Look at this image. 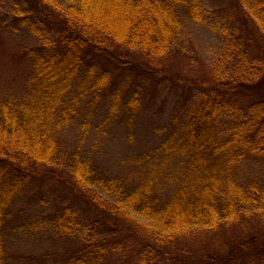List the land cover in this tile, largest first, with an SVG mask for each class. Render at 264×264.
<instances>
[{"label": "trees", "instance_id": "trees-1", "mask_svg": "<svg viewBox=\"0 0 264 264\" xmlns=\"http://www.w3.org/2000/svg\"><path fill=\"white\" fill-rule=\"evenodd\" d=\"M35 1V8L14 9L20 25L40 42L25 48L32 64L28 90L20 99L0 102V264H9L2 232L8 210L40 177H50L70 196L51 221L57 231L78 239L68 264H104L132 248L121 236V222L136 230H129L141 246L136 264H158L166 256L140 235L164 245L184 232L214 230L247 214L264 219V181L245 182L241 175L246 161L264 156V55L251 52L253 25L264 34V0H236L247 19L239 16L224 31L212 77L174 111L139 182L107 175L80 148L65 149L62 131L80 115L87 92L104 91L112 82L96 59L117 49L150 58L168 55L185 16L205 20L204 0ZM248 18L255 24L248 26ZM112 98L115 116L123 97L119 92ZM126 102L136 110L140 95ZM252 248L264 264V243L258 245L255 237L239 241L229 254L235 258L233 253ZM224 261L209 253L193 264Z\"/></svg>", "mask_w": 264, "mask_h": 264}, {"label": "rangeland", "instance_id": "rangeland-1", "mask_svg": "<svg viewBox=\"0 0 264 264\" xmlns=\"http://www.w3.org/2000/svg\"><path fill=\"white\" fill-rule=\"evenodd\" d=\"M16 5L35 8L37 2L0 0V102L9 96L20 99L26 94L32 64L25 48L40 44L16 19ZM203 5L205 20L195 22L185 16L184 28L168 55L150 58L138 50L117 49L96 59L101 70L111 72L112 82L104 91L87 92L80 115L62 131L65 149L80 148L95 166L110 176L139 182L148 174L152 156L157 155L156 150L170 129L174 111L191 100L203 87L202 82L208 83L212 77V66L223 49L224 31L236 26L239 16L247 19L239 12L236 0H204ZM248 23V26L255 24L252 19ZM253 26L256 34H252L251 52L264 55V34ZM261 90L264 91V85ZM119 92L125 102L121 98L114 116L109 108L112 95ZM136 92L140 95V104L134 110L127 106L126 100ZM99 93L101 97L97 98ZM223 123L221 120L220 125ZM241 175L245 182L264 181V156L246 161ZM170 188L169 185L167 190ZM69 200L65 189L50 177L31 181L10 206L2 229L9 264H68L78 249V239L60 233L51 221L58 208ZM120 224L125 229L121 236L127 237L132 248L124 254L109 256L104 264H136L140 259L141 246L129 234V230L134 233L136 230L123 222ZM254 237L258 245L264 243V219L251 213L214 230L200 228L184 232L172 243L160 245L141 235L140 241L156 246L166 256L158 264H193L209 253L225 259L224 264H260L253 248L232 252L235 258L229 254L239 241Z\"/></svg>", "mask_w": 264, "mask_h": 264}]
</instances>
